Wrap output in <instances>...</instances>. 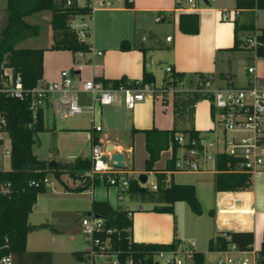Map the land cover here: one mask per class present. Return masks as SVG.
Returning a JSON list of instances; mask_svg holds the SVG:
<instances>
[{
	"label": "crops",
	"instance_id": "0c3cea01",
	"mask_svg": "<svg viewBox=\"0 0 264 264\" xmlns=\"http://www.w3.org/2000/svg\"><path fill=\"white\" fill-rule=\"evenodd\" d=\"M57 1L56 6H60L61 3ZM202 1L203 3L200 0H194L193 4H190L186 0L178 7L176 0H133L134 7L131 9L123 5L97 11L94 15L90 42L96 51L103 52L102 56L88 55L85 58L80 57L81 61L77 62L76 54L67 50L56 51L58 55L53 57L50 55L52 50H48V46L44 55L43 81L59 82L61 72L71 69L74 80L79 85L96 78L109 81L125 79L126 82L132 83L144 80L146 71L153 76V82L158 86L169 80L186 88L185 83L189 84L193 80V84L202 81L210 90L224 87L249 88L257 86L264 88V58L256 57L255 53L246 46V41L255 37L256 33L240 31L236 36L235 20L229 22L222 20L223 12L235 10L236 0ZM263 11L243 10L239 12L237 18L240 24L249 23L254 18L255 27L257 29L264 28V14H261ZM187 12L198 15L199 31L197 34L188 35L179 29V16ZM159 15H162L164 20L158 23L156 18ZM4 19L6 23L7 12ZM47 21L50 22L51 19L48 18ZM169 37L171 40H168ZM236 38L240 42V47L237 50H231L235 45ZM123 42H127L131 49L122 51L120 46ZM157 53L170 56V62H165L164 69L160 68L159 70L156 66L154 67L155 62L149 63L148 61V57L153 59ZM168 67L172 68V73L166 72ZM249 67L255 68L254 74L247 71ZM176 98L177 95L168 94L164 98L165 102L159 98L146 99L133 110L128 109L123 101L111 106L97 107L96 125H100L102 130L96 132L92 123L93 128L87 134L89 142L93 146V140L97 139L98 145L104 144L105 148L107 145L113 144L124 154L126 168L123 172L126 171L125 173L129 175L132 174L133 168L131 171L126 154L131 152V148L120 140V130L117 125L124 123L127 132L134 135L141 134L144 143L145 135L142 131L149 129L172 130L176 128L180 131L179 133L194 129L200 133L208 134L212 130L209 128V122L206 125L197 121L192 128L184 129L176 127L175 115L168 117V115L159 114V109L154 101L159 100L163 109L168 110ZM81 100L85 105L89 103V98L85 95L81 96ZM202 100L210 101L205 98L197 100L194 110L199 108L198 105ZM52 106V103H49L44 108V123L46 112ZM104 108H108L106 116H104ZM121 111L125 112L124 117L117 119L118 115L121 116ZM212 115H215L213 106ZM172 126L173 128L170 129L169 127ZM201 129L208 130L202 132ZM61 134L65 139L83 133L79 132L77 128H69ZM91 156L77 158L74 163L79 159L91 160ZM168 160H166L164 168ZM58 166L60 165L57 164ZM163 169H154L155 175ZM256 176H258V180L253 183V187L249 191L218 192L219 199L226 196L227 202L224 207L218 210L219 219L216 222L215 232H217L216 235L223 232H252L254 234L253 247L260 251L264 233V172ZM117 189V206L113 207L109 204L115 210L124 209L133 213L132 240L135 244L172 245L179 241L176 236L178 229L175 226L177 222L174 213L149 211L135 215L136 211L144 212L143 207L140 205L130 208L121 206L122 189L119 187ZM131 199L136 198L131 196ZM215 239L216 236L214 238L211 236L208 248L205 251H199L207 252L211 241Z\"/></svg>",
	"mask_w": 264,
	"mask_h": 264
},
{
	"label": "built area",
	"instance_id": "2783aa9c",
	"mask_svg": "<svg viewBox=\"0 0 264 264\" xmlns=\"http://www.w3.org/2000/svg\"><path fill=\"white\" fill-rule=\"evenodd\" d=\"M193 4L194 0H187ZM215 1V0H212ZM117 4H124V0H66V6L75 9H86L87 13L74 19L70 23L79 41L89 46L88 52H79L81 58L88 55L102 56V51H96L90 42L93 31L94 15L99 10L113 9ZM193 8L195 6L193 5ZM185 10H190L184 8ZM239 11H226L222 14V20L229 22L235 20ZM164 17L159 15L156 22H162ZM168 40H171L169 37ZM257 57V50L263 46L257 37L246 41ZM250 74L255 73L254 67H249ZM167 73H172V68H166ZM190 93L201 99L210 100L215 109L216 128L208 134L201 133L197 137L178 133L175 140L179 144L183 154L176 161V172H208L209 162L214 164L217 173L248 174L252 177L264 172V88L261 87H224L215 90L206 88L202 81L196 82L190 88H183L166 80L158 86L153 81L126 82L118 87H105L102 82L94 79L85 81L81 85L76 84L72 71L61 72L59 82L38 83L32 90H25L20 75H16L11 68H3L0 77V104L1 97L24 100L30 98L32 111V127L37 122L38 112L44 110L47 104L52 103L56 112L61 117H74L87 113L92 116L95 131L102 130L96 125L97 107L111 106L120 103L123 96L125 106L133 110L139 103L146 99H163L168 94L179 95ZM58 95L57 98L55 96ZM89 98L87 105L82 103L81 96ZM195 103L193 108L196 107ZM9 118L6 110L0 107V199L10 197L14 188L11 182L5 181L4 175L12 170V139L8 131ZM9 138V145L7 144ZM179 149V150H180ZM109 159L106 148L93 145L91 162L92 166L88 173L82 175L79 184L92 188L96 179H105L109 185L121 189H129L130 180L133 177L116 169L106 162ZM226 159L224 170L217 168L219 159ZM10 161L11 169L5 168L6 162ZM125 174V175H124ZM43 183H50L49 176ZM37 185L39 182H33ZM152 191L158 190L157 184L151 185ZM123 199V196L120 197ZM125 211L124 209H122ZM133 213L128 211V217L132 219ZM81 233L87 245L85 260L82 264H141L140 258L135 259L138 251L126 254L117 247L119 242L118 228L110 226L104 217L88 214L81 220ZM216 245L207 252L197 249L194 241H177L172 249L154 253L155 264H261L260 251L256 249L242 250L233 239L232 232H223L215 239ZM132 242V240H131ZM220 242V243H219ZM224 244V245H223ZM161 261V262H160ZM3 264H12L11 257H5Z\"/></svg>",
	"mask_w": 264,
	"mask_h": 264
},
{
	"label": "trees",
	"instance_id": "16d2710c",
	"mask_svg": "<svg viewBox=\"0 0 264 264\" xmlns=\"http://www.w3.org/2000/svg\"><path fill=\"white\" fill-rule=\"evenodd\" d=\"M57 0H7L6 12L7 21L0 30V77L3 68H11L16 75H20L25 90H32L44 79V55L46 49L21 48L19 44L36 38L40 35L41 27L30 24L26 18L41 12L49 11L52 14L50 24L54 31V43L49 50H67L74 54L88 52L89 46L79 41L77 35L71 31L70 23L87 13L86 9H75L66 6V0L56 6ZM186 0H176L178 7ZM124 7L133 8V0H124ZM235 10H264V0H236ZM179 29L181 32L194 35L199 31L198 15L187 12L179 16ZM235 35L242 32L256 33L258 41L263 46L257 50V57L264 58V28L255 27L254 18L246 24H240L235 19ZM240 42L235 40L231 50H237ZM122 51L130 50L127 42L120 46ZM105 87H118L125 84V79L103 80ZM144 82L153 81V76L144 72ZM199 96L193 97V105L200 100ZM0 107L7 111L9 118L8 131L12 139V170L4 175L5 181L11 182L14 192L10 197L0 199V264L5 257H11L12 264H53L49 252H28V235L46 225L32 226L29 224V217L33 212L38 198L47 191V185L43 183L45 177L53 173L57 179L64 174H69L76 182L80 177L88 173L92 162L90 159H79L76 163L67 166L50 167L48 162L40 161L33 153L35 137L44 131V110H40L37 122L30 127L32 122V111L30 109V98L18 100L1 97ZM145 135V146L148 153L146 160L147 171H155L154 167L160 160L163 152L171 150L172 157L167 161L166 167L156 173V184L158 190L150 191L147 184L142 185L137 178L130 180L128 193L141 200L159 204L153 211L174 213V205L178 202H185L190 210L198 216L203 213L195 187L192 185H178L173 182V175L176 173L175 164L177 153L180 149L175 137L180 131L149 129L142 131ZM191 137H197L201 133L191 129L181 131ZM98 140H93V145ZM226 159H219L217 168L224 170ZM171 178V180H170ZM39 182L35 185L33 182ZM99 185L96 179L92 187ZM253 187V177L248 174L217 173L215 176V189L217 192H246ZM90 187L80 184L74 189L83 192ZM89 214L104 217L110 226L118 228L119 242L117 247L126 254L121 257L124 260L128 253L138 251L135 259L140 258L141 264H155L154 253L173 248V245L135 244L132 240L133 219L128 217V211L115 210L108 201L93 200ZM233 239L242 250H252L254 245V234L252 232H232ZM132 240V242H131ZM216 241H211L210 248H213ZM220 243V242H219ZM224 245V244H223ZM128 252V253H127ZM260 262L264 264V233L260 249ZM74 258L81 264L85 260V252H75Z\"/></svg>",
	"mask_w": 264,
	"mask_h": 264
},
{
	"label": "rangeland",
	"instance_id": "374dc122",
	"mask_svg": "<svg viewBox=\"0 0 264 264\" xmlns=\"http://www.w3.org/2000/svg\"><path fill=\"white\" fill-rule=\"evenodd\" d=\"M61 1L58 0L57 2L61 3ZM80 1L83 3L84 0ZM200 1L203 3L202 0ZM6 6L7 0H0V30L5 24ZM121 6L123 5L117 4V7ZM261 14H264V11ZM48 18H52V14L49 11L37 13L26 18L28 23L39 25L41 32L38 37L19 44V47L46 49L49 46L50 48L52 46L50 44L54 43V31L50 22L47 21ZM50 55L57 57L56 55L58 54L55 50H52ZM75 58L79 62L80 57L78 53ZM159 60L163 63H159ZM148 61L149 63L155 62L154 67L156 66L160 70V68L164 69L165 62H170V56L157 53L153 59L148 57ZM67 71H71V69ZM185 85L186 88L189 87L188 83H185ZM57 97L58 95L55 96V98ZM120 99L123 101V96ZM154 102L159 109V114L162 116L168 115V117H173L175 115L174 123L176 122V127L189 129L198 121L206 125L209 122V128L212 130L216 128L215 115H212V103L210 101L202 100L198 105L199 108L196 110L193 109V95L190 93L177 95V98L173 101L174 104L168 110L163 109L159 100ZM52 105L46 112L44 131L38 133L35 137V144L33 146L34 155L40 161L48 162L49 165L51 162H55L60 166L71 165L77 158L91 156L93 146L89 142L87 134L93 128L91 122L92 116L83 113L74 117L64 118L55 112V106L54 104ZM107 109L104 108V116H106ZM124 111L126 112V110ZM125 112L121 111V116L118 115L117 119H121L122 116L124 117ZM165 118L167 119V117ZM117 126L120 130V140L127 147L131 148V152L126 154L127 163L131 167V171L133 168L132 174L130 173L129 176L138 179L141 174L148 175L147 186L152 191L150 186L156 184V175L154 171L152 173L147 171L146 160L148 153L145 149L143 136L127 132L124 123ZM69 128H77L83 134L69 136L64 139L61 133ZM169 128L171 129L173 126ZM208 129L201 130L202 132H206ZM54 139L55 147L53 146ZM7 144L9 145V138H7ZM104 146V144L101 145V148L104 149ZM182 154L183 150L180 149L177 153V160L181 158ZM171 157V150L163 152L154 169H163L166 160ZM104 160L109 162L107 157ZM5 168L11 169L10 161L7 160ZM207 171L191 173L176 172L173 177L175 184L192 185L195 187L197 198L203 210L202 215L198 216L190 210L185 202L177 203L174 210L177 222L175 226L178 229L176 236L180 241L187 243L194 241L197 249L201 251H205L208 248L211 236L212 238L218 237L216 235L217 232H215L216 222L219 219L218 210L224 207L227 202L226 196L219 199V193L215 189L216 169L212 162L208 163ZM49 179L50 183L47 185V191L39 196L37 204L29 217L30 225H46V227L39 228L28 235L27 251L49 252L52 256L53 264H81L74 258L75 252H85L87 247L81 233V220L91 211L93 200H109L108 202L113 207H116L118 189L115 186L107 184V177L100 179L98 186L89 188L83 192L74 190L79 188L80 184L70 175H63V178L59 180L51 173L49 174ZM256 180H258V176L253 177V183ZM122 196L121 206L130 208L140 205L143 207L144 212L136 211L135 215L153 211L154 206H159V204L142 202L136 199L132 200L131 195L124 189H122Z\"/></svg>",
	"mask_w": 264,
	"mask_h": 264
},
{
	"label": "water",
	"instance_id": "95a60500",
	"mask_svg": "<svg viewBox=\"0 0 264 264\" xmlns=\"http://www.w3.org/2000/svg\"><path fill=\"white\" fill-rule=\"evenodd\" d=\"M193 83V80H191V82L189 83V87H192L194 85ZM53 146L55 147V139L53 140ZM106 152L109 155V163L112 167L121 170H124L126 168L124 154L116 149L113 144L107 145ZM50 167L56 168L57 164L55 162H51ZM138 180L142 185H146L148 183V175L141 174L139 175Z\"/></svg>",
	"mask_w": 264,
	"mask_h": 264
}]
</instances>
